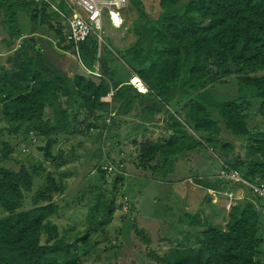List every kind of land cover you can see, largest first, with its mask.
Masks as SVG:
<instances>
[{
	"label": "trees",
	"instance_id": "trees-1",
	"mask_svg": "<svg viewBox=\"0 0 264 264\" xmlns=\"http://www.w3.org/2000/svg\"><path fill=\"white\" fill-rule=\"evenodd\" d=\"M49 1L64 10L61 1ZM129 4L136 9L131 44L114 52L103 41L98 51L94 35L79 44L87 68L98 62L100 77H94L53 65L37 47L33 35L47 31L59 49L73 50L49 3L0 0L1 40L10 51L0 63V162L11 159L12 139L36 136L43 141L38 151L54 170L34 163L33 172L43 173L34 184L31 169L21 162L17 169L0 164V212L5 213L0 264H86V236L108 224L116 209L115 197L104 192L100 180L107 172L115 181L128 179L121 162L115 165L112 146L106 149L111 145L106 138L128 122L137 148L131 163L140 176L163 184L191 179L216 194L242 188L243 196L230 207L224 228L202 209L180 211L176 222L167 224L175 227L171 240L177 245L166 249L169 239L153 242L132 217L136 256L114 264H264V198L217 175L200 177L190 164L193 155L204 156L209 148L222 154L219 171L238 170L248 182L264 183V73H259L264 70V0H159L156 18L141 0ZM22 11L29 35L19 24ZM132 74L147 93L128 83ZM226 84L234 95L216 91ZM110 93V101H103ZM256 115L260 119L252 124ZM152 126L161 138L146 136ZM79 134L95 145L92 168L100 192L87 216L95 227L69 241L53 222L59 216L54 196L66 189L60 170L66 154L56 145Z\"/></svg>",
	"mask_w": 264,
	"mask_h": 264
},
{
	"label": "rangeland",
	"instance_id": "rangeland-1",
	"mask_svg": "<svg viewBox=\"0 0 264 264\" xmlns=\"http://www.w3.org/2000/svg\"><path fill=\"white\" fill-rule=\"evenodd\" d=\"M141 1L146 11L156 18L160 11L159 0ZM123 15L126 21L121 27L114 28L105 23L103 28L104 44L114 52H119L134 41L130 29L131 23L136 17V9L129 5L123 11ZM19 24L23 34L29 35V22L24 11L19 12ZM4 35L5 33L0 30V63H3L10 54V51L5 47V43L1 40ZM50 36L51 33L47 31H39L33 35V37H36L37 47L44 52L46 58L53 65L65 69L69 68L71 73H83L84 71L73 52L59 49L56 41L52 43L47 39ZM20 41V39H17L16 43L19 44ZM259 73H264V70ZM229 88L226 84L216 88V91L218 93H228L231 90L230 93L234 95L235 89ZM252 113H254L253 110ZM259 119L260 116L256 115L250 122L255 124ZM131 126L132 122H128L118 130L109 133L106 138L107 142L110 140L111 143L109 145L106 142V149L108 147L109 150L112 146L111 153L115 159V165H119L118 163L121 162L122 167L125 169V176L128 179L115 181L114 176L107 172L105 180H100L104 192L115 197L116 209L110 215L111 219L108 224L97 228V231L90 232L86 236L84 248L88 253L83 258L86 264H114L116 261H124V258L128 256H136L137 252L131 248V243L134 244L138 241L135 240L131 228L132 217H136L138 227L147 230V234L153 242L162 237L170 240L163 244V249L177 245L176 242L171 240L175 237V227L172 228L167 224L176 222L178 214L182 210L195 211L196 209H202L213 224L224 228L229 208L239 199L241 190L243 191L239 188L231 193L216 194L193 185L191 179L179 183L175 180L172 182L173 179H171L169 180L171 184L166 182L163 184L151 180V176H140L139 170L133 165L134 163H131L137 153V148L132 144V139L136 137L135 133L130 131ZM116 135L119 138L118 144L115 140L117 139ZM164 135L162 134V137ZM146 136L161 138L160 130L152 126ZM222 139L228 141L226 136H223ZM12 142L15 143V150L11 155V159L0 162L1 165L17 169L18 162H21L31 169L34 184L39 183L43 178L41 171L33 172L32 169L36 166H34V163L40 162L47 171L54 173L52 166L49 165L50 163L42 158V154L37 149L38 146L43 145L41 139L35 136L30 141L12 139ZM57 146L62 148L66 154L64 164L60 167V170L64 172L63 181L66 189L54 196V201L59 206V216L54 217L53 222L57 223L61 234L67 240L73 241L76 237L84 238L89 226L91 228L95 227V222L92 219L89 221L87 217L89 207L95 203V194L100 192L94 177L96 169L92 168L95 159L91 157V151L95 145L90 137L79 134L61 141ZM203 153H205L204 156L193 155L191 157L193 161V163H190L192 168L200 177L216 176L222 160L221 152L208 148ZM227 194H231V196ZM207 203H210L213 207H210ZM96 210L97 208H94L93 215H96ZM4 215L5 213L0 212V216ZM159 227L161 230L158 231ZM179 244L186 245V242L180 241ZM261 249L264 250V244H262Z\"/></svg>",
	"mask_w": 264,
	"mask_h": 264
},
{
	"label": "built area",
	"instance_id": "built-area-1",
	"mask_svg": "<svg viewBox=\"0 0 264 264\" xmlns=\"http://www.w3.org/2000/svg\"><path fill=\"white\" fill-rule=\"evenodd\" d=\"M43 1L49 3L51 8L60 16L66 28L65 39L72 44L73 55L84 73L100 77L97 61L91 69L87 68L82 62L79 44L94 35L99 51V47L103 43V28L105 23L114 28L124 25L126 20L123 11L130 5L129 0H58V2L61 1L63 3L64 10L58 8L49 0ZM128 83L140 93L144 94L148 92L147 86L135 74L130 76ZM110 96L111 93L103 97L102 100L110 101ZM107 170L110 171V167H107ZM217 178L247 186L252 194L264 198V183H250L240 175L238 170L225 167L219 171ZM227 195L231 196V194Z\"/></svg>",
	"mask_w": 264,
	"mask_h": 264
},
{
	"label": "crops",
	"instance_id": "crops-1",
	"mask_svg": "<svg viewBox=\"0 0 264 264\" xmlns=\"http://www.w3.org/2000/svg\"><path fill=\"white\" fill-rule=\"evenodd\" d=\"M50 42H54V40H52V39H50V38H47ZM84 73V72H83ZM194 185V184H193ZM240 195V197H239V199L243 196V191L241 190V193L239 194ZM238 200V199H237ZM213 207V206H212ZM230 209V208H229ZM229 211V210H228Z\"/></svg>",
	"mask_w": 264,
	"mask_h": 264
}]
</instances>
